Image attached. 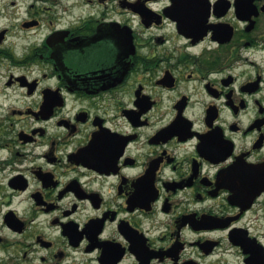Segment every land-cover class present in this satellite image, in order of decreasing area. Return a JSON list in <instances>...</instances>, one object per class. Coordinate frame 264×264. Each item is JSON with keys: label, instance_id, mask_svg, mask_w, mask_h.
<instances>
[{"label": "flooded vegetation", "instance_id": "obj_1", "mask_svg": "<svg viewBox=\"0 0 264 264\" xmlns=\"http://www.w3.org/2000/svg\"><path fill=\"white\" fill-rule=\"evenodd\" d=\"M0 264H264V0H0Z\"/></svg>", "mask_w": 264, "mask_h": 264}]
</instances>
